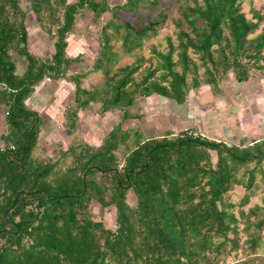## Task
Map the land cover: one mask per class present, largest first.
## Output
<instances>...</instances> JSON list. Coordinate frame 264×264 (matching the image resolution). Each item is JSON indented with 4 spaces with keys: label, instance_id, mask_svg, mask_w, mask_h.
<instances>
[{
    "label": "trees",
    "instance_id": "1",
    "mask_svg": "<svg viewBox=\"0 0 264 264\" xmlns=\"http://www.w3.org/2000/svg\"><path fill=\"white\" fill-rule=\"evenodd\" d=\"M28 1L47 31L54 26L55 39L49 59L32 55L18 0H0V264H224L239 249L237 264H264V190L260 203L245 208L264 185V136L227 143L186 130L146 135L123 127L137 117L129 108L138 98L182 104L202 84L217 95L230 72L238 82L249 79L250 68L264 78L262 12L252 8L247 16L240 0H177L175 37L167 35L162 50L152 47L147 62L136 52L167 20L159 0ZM81 8L109 14L90 68L102 79L87 86L90 70L67 74L78 58L66 55L67 34ZM142 8H155L154 16L142 19ZM11 51L26 61L21 72ZM128 56L133 60L121 64ZM46 77L73 83L67 131L91 103L100 114L121 111L98 144L63 150L70 162L59 173L57 160L32 154L43 118L25 103ZM234 186L244 189L235 201L228 196ZM93 203L114 209L113 228L93 217Z\"/></svg>",
    "mask_w": 264,
    "mask_h": 264
},
{
    "label": "rangeland",
    "instance_id": "2",
    "mask_svg": "<svg viewBox=\"0 0 264 264\" xmlns=\"http://www.w3.org/2000/svg\"><path fill=\"white\" fill-rule=\"evenodd\" d=\"M107 1L111 5L122 0ZM159 1L167 13V20L158 34L145 40L143 47L136 52V54L143 55L148 60L147 62L152 58V47L162 50L166 46L165 37L167 35L174 39V20L179 17L177 0ZM240 1L242 10L247 16H250L252 8H258L263 14L262 24H264V0ZM18 3L24 12L28 51L37 58L49 59L53 52L55 39L53 37L54 26H51L50 32L47 31L48 25H42L38 21L28 0H18ZM59 12L57 11L56 15H59ZM138 14L142 19L152 18L155 8H142ZM108 16V13L95 16L91 10L86 8L77 11L72 29L67 34L66 55L78 56V58L71 62L67 70L68 75L80 70H90L98 50L100 26ZM127 17L134 20L130 15ZM11 57L16 64L17 71L21 72L26 63L25 59L15 51H11ZM133 58L134 56L124 57L121 64L130 62ZM147 62L145 64H148ZM199 70L202 73V69ZM250 72V77L246 82H238L233 79L231 72L227 73L219 82L220 89L217 95H212L208 86L204 84L193 88L182 104L156 95L149 98H138L136 103L129 108V111L135 113L137 117L125 120L123 127L140 129L146 135H160L167 130L177 134L181 130H186L200 133L209 139L227 140L228 143L239 142L241 139L246 141L259 139L264 136V78L260 70L250 68ZM101 79L102 74L99 71L90 70L88 75L82 79V84L87 86ZM72 96L73 83L68 79L52 80L46 77L35 85L32 93L25 100L27 106L35 109L43 118L32 154L40 159L57 160V173L70 162V155H62L63 150L79 141L98 144L112 124L119 120L121 114L120 110L100 114L97 111L98 105L91 103L87 108L78 111L76 126L67 131L64 113L72 106ZM4 116L5 106L0 103V135L6 132ZM231 125L232 128H230ZM122 153L123 148H120L117 154L120 156ZM259 184V188L252 193L245 208L261 202L264 185ZM243 191L241 186H234L228 196L235 201ZM91 210L93 217L101 219L106 227L115 226L112 207H101L93 203ZM244 238L245 234L240 233L241 245ZM262 238L264 240V230ZM258 252H264V243ZM243 256L244 253L239 249L236 253L225 255L222 261L224 264H237Z\"/></svg>",
    "mask_w": 264,
    "mask_h": 264
},
{
    "label": "crops",
    "instance_id": "3",
    "mask_svg": "<svg viewBox=\"0 0 264 264\" xmlns=\"http://www.w3.org/2000/svg\"><path fill=\"white\" fill-rule=\"evenodd\" d=\"M247 81V80H246ZM246 81H242V82H246ZM218 102V101H217ZM255 112H258V111H255ZM241 123V122H240ZM239 123V124H240ZM237 126V125H236ZM230 128H232V125H231V127ZM225 130H227V128H225ZM224 142H226L227 140H223ZM228 143V142H227ZM232 143H234V142H232Z\"/></svg>",
    "mask_w": 264,
    "mask_h": 264
},
{
    "label": "built area",
    "instance_id": "4",
    "mask_svg": "<svg viewBox=\"0 0 264 264\" xmlns=\"http://www.w3.org/2000/svg\"><path fill=\"white\" fill-rule=\"evenodd\" d=\"M192 134H194V135H198V133H196V132H192ZM200 134V133H199Z\"/></svg>",
    "mask_w": 264,
    "mask_h": 264
}]
</instances>
